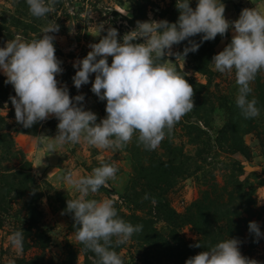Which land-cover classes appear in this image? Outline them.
I'll list each match as a JSON object with an SVG mask.
<instances>
[{
	"label": "rangeland",
	"instance_id": "1",
	"mask_svg": "<svg viewBox=\"0 0 264 264\" xmlns=\"http://www.w3.org/2000/svg\"><path fill=\"white\" fill-rule=\"evenodd\" d=\"M221 2L230 22L249 7L247 2ZM196 4L190 0L193 9ZM175 5L176 0H58L53 13L38 19L26 0H0V47L16 37L42 38V28L56 22L60 30L50 35L56 37L55 55L64 70L56 77L59 86L66 84L71 98L83 95L77 106L94 112L100 123L107 116L106 100L91 91L95 74L78 90L72 79L74 62L86 57L89 45L98 43L109 26L118 30L122 42L137 21L175 23ZM101 26L104 31L98 35ZM232 36L230 28L184 60L165 58L193 86L194 109L153 151L137 144V133L123 150L79 143L51 153L47 144L57 135L59 121L52 117L30 129L17 123L10 100L15 91L0 70V264H98V257L76 240L74 213L67 211V201L79 193L59 177L68 170L91 175L102 163L117 166V179L87 199H112L119 218L143 226L127 243L113 244L111 250L124 264H185L229 238L241 241L242 255L264 264V236L254 242L257 238L249 231V222L255 221L264 233V72L251 84L249 96L257 99L260 115L245 119L235 103L234 70L221 74L211 63ZM190 39L200 43L201 35ZM187 45L183 41L172 51L182 54ZM18 230L24 234L19 254L9 240ZM197 242L203 247H190Z\"/></svg>",
	"mask_w": 264,
	"mask_h": 264
},
{
	"label": "clouds",
	"instance_id": "2",
	"mask_svg": "<svg viewBox=\"0 0 264 264\" xmlns=\"http://www.w3.org/2000/svg\"><path fill=\"white\" fill-rule=\"evenodd\" d=\"M58 0H26L30 14L38 19L55 11ZM178 20L137 21L134 30L118 40V30L107 28L98 43L82 60L74 62L72 77L79 90L95 74L91 91L101 101L106 100V118L97 123V115L77 106L83 95L71 98L65 85L59 86L57 75L64 71L55 55L54 40L50 33H58L60 26L50 22L42 28V38L22 40L16 37L0 47V70L7 77L15 96L10 100L15 110L16 122L30 129L34 125L56 118L57 135L50 138L47 148L51 153L66 144L84 143L97 149L123 150L138 133L137 144L147 151L156 150L170 135L175 125L194 109V89L184 75L166 57L176 59L198 51L205 41L224 37L231 28V42L212 58L214 70L224 74L235 72L238 86L235 103L245 119L260 115L251 84L264 72V10L259 6L245 8L237 20L226 19L225 5L221 0H197L195 9L190 0H176ZM104 31L99 27L98 35ZM201 35L200 43L190 39ZM143 40L142 43L136 41ZM188 41L183 53H173L174 45ZM108 57H112L111 65ZM75 101V102H74ZM118 168L102 163L91 175L77 176L68 170L59 177L77 193L79 198L67 201V211L74 213L75 238L86 251L98 257V264H124L123 258L111 250L113 244L127 243L134 233L143 230L119 218L112 199H87L117 179ZM144 199H149L145 194ZM155 203V199L152 200ZM249 231L258 242L261 233L257 222H249ZM17 254L23 251V231L9 237ZM241 241L229 238L189 258L185 264H258L242 255ZM190 247H203L199 242ZM14 264V261H9Z\"/></svg>",
	"mask_w": 264,
	"mask_h": 264
},
{
	"label": "crops",
	"instance_id": "3",
	"mask_svg": "<svg viewBox=\"0 0 264 264\" xmlns=\"http://www.w3.org/2000/svg\"><path fill=\"white\" fill-rule=\"evenodd\" d=\"M234 3H239L242 5L243 3L247 2L248 8H253L252 5H257L261 10H264V0H233Z\"/></svg>",
	"mask_w": 264,
	"mask_h": 264
}]
</instances>
